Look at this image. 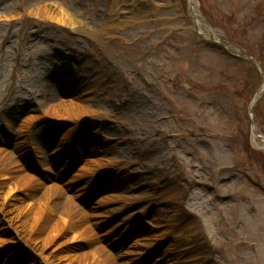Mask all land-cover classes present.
I'll return each instance as SVG.
<instances>
[{
  "label": "rangeland",
  "instance_id": "rangeland-1",
  "mask_svg": "<svg viewBox=\"0 0 264 264\" xmlns=\"http://www.w3.org/2000/svg\"><path fill=\"white\" fill-rule=\"evenodd\" d=\"M57 5L74 27L32 13ZM191 5L198 29L264 73V0ZM260 84L195 32L188 0H0L1 148L15 164L2 182L23 206L47 195L76 210L84 238H63L73 257L156 264L177 239L197 251L184 264H264V144L248 115ZM252 121L264 136V93ZM14 215L0 205V264L47 263Z\"/></svg>",
  "mask_w": 264,
  "mask_h": 264
},
{
  "label": "bare ground",
  "instance_id": "bare-ground-1",
  "mask_svg": "<svg viewBox=\"0 0 264 264\" xmlns=\"http://www.w3.org/2000/svg\"><path fill=\"white\" fill-rule=\"evenodd\" d=\"M29 8V7H28ZM26 8V9H28ZM34 16L41 17L43 19H52L58 21L60 24L67 26V27H74L75 20L74 15H72L66 9H63L62 6L57 5L56 8H52L49 6H43L34 10ZM84 91L79 90L76 92ZM76 97V96H75ZM79 97V94L77 98ZM59 109L62 110V107ZM134 111H136V107H134ZM131 109H129L130 111ZM133 110V109H132ZM56 109H51V113H55ZM50 112V111H49ZM12 139V135L8 136L6 132L0 131V205L5 202H10L12 208L14 209L15 218L16 220L22 224L24 232L27 233L28 237L31 239L35 246H40L44 251L49 249V254L47 255V263L45 264H100L101 254L95 253L92 255L91 259L87 258H77V256L73 257L70 255V251L72 248L63 247V238L67 235L71 234L73 241H78L84 238V232L82 231L83 224H81V219L77 217V213L75 209H72L68 204L63 209H57L55 204L50 202V198L46 195L44 196L43 200L40 203L39 207L33 206H23L20 201L19 195L12 194L14 189L7 187L5 189V185L2 182L4 179H10L12 176V170L10 169L11 166H15L12 162L9 153L3 150L2 145L5 147L9 146L10 140ZM22 139V138H21ZM44 139L42 138V142ZM254 141V140H253ZM40 139H33L34 147L40 148L41 143ZM27 145V144H26ZM10 147H14L16 151L20 149V152L24 150V141L21 142V146L19 148L18 144L16 143L15 146L13 143L10 144ZM26 149V147H25ZM27 161L26 157L24 158ZM92 179V180H91ZM90 180L86 179L83 182L76 183L72 187H70V191L74 194L79 192V190L90 189V186L93 185L96 178H91ZM26 184L22 178H17L14 181V185L16 186L17 190L24 188L23 186ZM54 196V194H50ZM52 198V197H51ZM70 207V208H69ZM58 213V219H54L52 214ZM52 218V219H50ZM49 221V222H48ZM4 226H0V231L4 230ZM163 237V236H162ZM169 237L164 236L161 241L158 243H164L168 240ZM170 239V238H169ZM177 239H174L172 244L173 248L167 252L166 258L157 261L156 264H166L169 262H174V264H184L185 260L192 258L194 253H197L193 248H187L183 245V243ZM157 244V245H158ZM156 245V246H157ZM156 246L153 251L156 250ZM131 264H146L145 257L141 258L138 257L132 261Z\"/></svg>",
  "mask_w": 264,
  "mask_h": 264
},
{
  "label": "water",
  "instance_id": "water-1",
  "mask_svg": "<svg viewBox=\"0 0 264 264\" xmlns=\"http://www.w3.org/2000/svg\"><path fill=\"white\" fill-rule=\"evenodd\" d=\"M188 4H189V7H190L191 16H192V18L194 20L195 32L197 34H199V35L204 36L208 40H211L210 37L207 34H205L204 32H202L197 27V21H196V18H195L194 13L192 11V5H191L192 4V0H188ZM212 42L214 44L221 45L223 48H225V49L229 50L230 52H232L235 56H237V57H239V58H241L243 60H246V61L251 62L254 65V67L257 69V71L259 73V76H260V79H261V84H260L257 92L255 93V95L253 96V98L251 100V104H250V109H249L248 115H249V118H250V121H251V123H250V131H251L252 139L254 140L255 138H257V139H259L264 144V136L259 135L256 132L255 127H254V123L252 121L253 108H254L255 104L257 103V101L259 100V98L264 93V73L262 71V68H261L260 64L258 63V61L256 59H254L251 56H240L239 53H238V51L236 49H234L233 47L229 46V45L222 44L218 40H212ZM263 149H264V146H263Z\"/></svg>",
  "mask_w": 264,
  "mask_h": 264
},
{
  "label": "trees",
  "instance_id": "trees-1",
  "mask_svg": "<svg viewBox=\"0 0 264 264\" xmlns=\"http://www.w3.org/2000/svg\"><path fill=\"white\" fill-rule=\"evenodd\" d=\"M259 62V61H258ZM261 65V64H260Z\"/></svg>",
  "mask_w": 264,
  "mask_h": 264
}]
</instances>
